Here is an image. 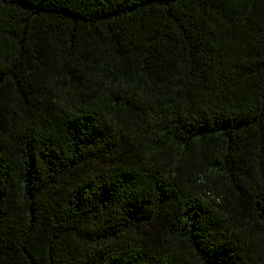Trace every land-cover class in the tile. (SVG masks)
<instances>
[{
	"label": "trees",
	"instance_id": "obj_1",
	"mask_svg": "<svg viewBox=\"0 0 264 264\" xmlns=\"http://www.w3.org/2000/svg\"><path fill=\"white\" fill-rule=\"evenodd\" d=\"M0 264H264V0H0Z\"/></svg>",
	"mask_w": 264,
	"mask_h": 264
}]
</instances>
